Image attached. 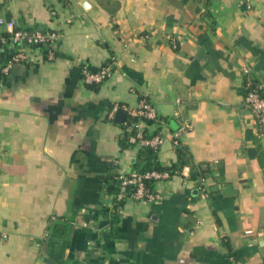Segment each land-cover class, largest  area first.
<instances>
[{"label": "crops", "instance_id": "obj_1", "mask_svg": "<svg viewBox=\"0 0 264 264\" xmlns=\"http://www.w3.org/2000/svg\"><path fill=\"white\" fill-rule=\"evenodd\" d=\"M82 1L0 0L20 26L60 33L7 72L0 52V264H264V124L246 99L248 77L264 80V0ZM107 61L98 87L84 81ZM142 96L158 162L178 160L173 133L190 123L198 175L118 202L147 147L115 115Z\"/></svg>", "mask_w": 264, "mask_h": 264}, {"label": "built area", "instance_id": "obj_2", "mask_svg": "<svg viewBox=\"0 0 264 264\" xmlns=\"http://www.w3.org/2000/svg\"><path fill=\"white\" fill-rule=\"evenodd\" d=\"M239 3L245 8H252L253 0H239ZM0 42L8 44L9 48L13 47L12 55L8 62L4 64L3 70L9 69L16 62H20L28 57L26 45L44 44L52 45L60 36L58 30L28 28L19 25L14 17H5L0 14ZM113 71L112 64L103 65L98 71H91L87 66L83 68V78L86 83L103 82ZM249 71V70H246ZM254 83L253 76L250 75L246 85L249 87L247 92V102L259 119V122L264 124V96L260 89L264 86V81H260L257 86H252ZM131 122L133 124L132 133L128 140L133 145L141 147H151L158 151L160 146L165 141L164 134L149 132L146 128V120H155L158 118V112L154 104L146 96L140 97L137 105L129 107L125 106ZM126 121V119H125ZM190 123L183 124L173 133V144L175 147L180 145V136L187 128H190ZM192 167L190 164H184L181 169L175 173H171L166 169H149L144 172L138 170H128L121 172L118 176V190L116 200L118 202L127 198L162 200L164 193L156 185L160 182L168 181L175 175H180L186 179L191 175ZM153 180V186L148 182ZM232 264H243L235 254L229 257Z\"/></svg>", "mask_w": 264, "mask_h": 264}, {"label": "trees", "instance_id": "obj_3", "mask_svg": "<svg viewBox=\"0 0 264 264\" xmlns=\"http://www.w3.org/2000/svg\"><path fill=\"white\" fill-rule=\"evenodd\" d=\"M35 45H44V44H35ZM12 51L13 50L8 47V44L0 42V52H1V55L3 57H5V59H9L11 57ZM109 61H107L103 65L109 64ZM102 66L88 65L87 67L91 71H98ZM252 76H253V80H254V83L252 86H257V84L260 81H264L261 78H259L257 75H252ZM88 84L93 86V87H98V85H100L101 82L100 83L99 82H91ZM246 89L248 92L249 87L247 85H246ZM260 92L264 96V86L260 89ZM176 150H177L178 160L174 161L173 163H171L168 166H162L158 162L157 151H155L151 147H147L145 150H141L139 152L138 157L134 163L135 168L132 170H138V171L144 172V171L149 170V169L157 168V169H166V170H169L171 173H175L177 170L180 169V165L188 163L192 167L191 176L196 177L198 175V173L193 169V165L191 163L192 162V160H191L192 154H191L190 150L187 148V146H185L181 143L179 146L176 147ZM141 164H142V166L140 167ZM148 182L153 186V180H150Z\"/></svg>", "mask_w": 264, "mask_h": 264}, {"label": "water", "instance_id": "obj_4", "mask_svg": "<svg viewBox=\"0 0 264 264\" xmlns=\"http://www.w3.org/2000/svg\"><path fill=\"white\" fill-rule=\"evenodd\" d=\"M82 3L84 6H88V2L86 0H83ZM127 111L124 108H119L115 115V120L118 122L123 123L126 118Z\"/></svg>", "mask_w": 264, "mask_h": 264}]
</instances>
